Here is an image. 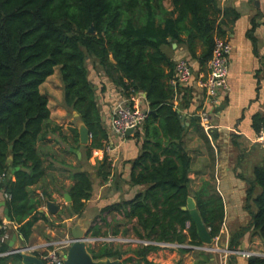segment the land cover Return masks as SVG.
<instances>
[{"label":"trees","instance_id":"16d2710c","mask_svg":"<svg viewBox=\"0 0 264 264\" xmlns=\"http://www.w3.org/2000/svg\"><path fill=\"white\" fill-rule=\"evenodd\" d=\"M165 1L0 0V195L3 196L0 201L6 202L5 207H0V264H23L19 255H8L9 242H1L7 233L1 228L7 222L5 209L14 225L8 230L11 239L16 234L30 242L35 225L40 220L49 222L40 212L45 202L31 188L46 176L39 142L46 140L48 134L57 133L71 144L62 127L53 125L48 97L41 92L42 85L57 69L63 85L64 107L78 113V119L90 132L88 146L80 144L78 128H71L70 141L75 148H84L87 160L94 150H105L109 144L110 131L103 122L98 93L89 77L91 61L124 98L146 94L150 104L145 122L133 137L141 145V153L132 163L130 178L131 186H143L145 191L104 207L95 222L102 218L113 231L112 237L119 238L124 226L123 235L128 239L204 246L190 212L183 210L190 197L193 164L185 137L194 127L209 143V149L211 139L198 116L191 119L190 126L183 125L182 111L189 109L192 98L187 88L171 85L177 63L164 48L171 45L169 40L186 45L191 61H196L200 71L206 73L216 40L227 35L226 18L231 15L235 23L239 14L230 9L222 11L218 0H172L174 10L168 12ZM92 27L94 34L89 33ZM255 28L256 24L253 32ZM183 35L187 39L183 40ZM197 42L202 44L200 55L196 52ZM260 74L264 80V58ZM176 99L179 107L175 105ZM252 128L259 137L264 135V113L253 117ZM210 134L216 140V134ZM82 167L72 175L73 186L67 190L72 198L68 212L78 218L87 213V203L94 196L92 175ZM10 168H20L14 180L8 179ZM95 169L102 185L110 181L115 184L108 158ZM253 173L246 199L251 223L232 237L231 248L237 247L251 229L264 245V161ZM194 199L211 237L219 238L225 221L223 197L208 182L195 193ZM91 234L99 238L102 227L94 226ZM136 246L124 251L121 247L103 245L99 249L89 247V252L95 260L152 264L148 256L161 248ZM178 249L181 253L189 252ZM205 254L213 255L202 252ZM248 260V264H264V257Z\"/></svg>","mask_w":264,"mask_h":264},{"label":"crops","instance_id":"0c3cea01","mask_svg":"<svg viewBox=\"0 0 264 264\" xmlns=\"http://www.w3.org/2000/svg\"><path fill=\"white\" fill-rule=\"evenodd\" d=\"M164 7L168 12H172L174 10L172 0H166ZM218 7L222 11L230 9L239 14L235 23L232 22L231 15L225 20L228 23L225 28L227 35L222 40L228 41L233 51L230 60L228 89L221 92L219 105H210L202 87V77L207 74L208 70L206 73L201 72L199 64L196 61H191L186 45L169 40L171 45L164 49L176 63L180 60H187L193 67L194 77L184 87L188 89L192 98L189 109L182 111V115H185V125L190 126L191 119L198 116V113L205 107L211 114L213 125L211 133L217 136L216 140H213L210 134L212 149H209V143L200 137L194 127L190 128L188 133L196 135H192V137L197 141L196 145H201V147L196 151L190 149L188 144H185V147L193 159L189 176L191 180L190 196L194 198L195 193L201 191L206 183L211 182L224 199L225 221L217 243L220 252L213 255H202L204 249L189 245L183 247L189 251L186 253H181L178 248H160L148 256V260L152 264H248V259L228 254L230 251L237 250L256 251L264 256L263 241L252 229L239 240L237 247L231 248L232 237L241 233L251 223L252 216L246 209L247 190L249 182L254 178V168L264 161V138L256 135L252 128L253 117L258 113H264V80L263 75L260 74L261 62L264 58V0H218ZM254 24H256V28L253 32ZM182 39H187L186 35H183ZM196 52L198 55L202 53L200 42L196 44ZM89 70L90 80L98 93L99 104L110 131L109 144L105 150H94L87 160L84 148L77 149L70 141L72 132L68 129L66 131L62 129V132L69 137L68 142L71 144L66 143L57 133H50L46 140L39 142L38 149L43 155L46 176L31 190L45 202V206L40 212L49 219V222L45 223L40 220L35 225L30 242H25L20 238L23 247L40 245L50 238L54 240L58 231L62 234L65 233L64 238L67 239L68 231L66 232L65 228L71 222L78 219L86 220L88 217L91 220L86 221L91 226L92 221L104 207L122 200H130L138 193L145 191L143 186L133 187L130 184L132 163L141 153V145L133 138L136 132L122 138L115 135L110 128L109 121L112 110L124 99V96L101 70L98 71L94 68L93 61L89 64ZM54 75L42 85L41 92L48 97L53 125L60 126L59 119L52 110L53 97L44 91L48 85L52 84ZM60 86L61 99H63L61 80ZM139 103L143 110H149L150 104L144 95ZM175 105L179 107L177 99ZM64 108L63 106V109L58 113L62 114L63 112L64 114ZM65 110L67 109L65 108ZM78 118L76 117V120H79ZM79 122L77 127L70 128H78L80 133V126L83 122L81 120ZM89 144L90 141L87 145H81L88 146ZM104 158H108V161L111 162L115 184L107 182L102 185L101 180L97 178L95 167ZM80 166H83L82 170H86L92 175L94 181V196L87 203L88 210L82 218L70 215L68 210H71L72 201L69 202L67 199V195H69L67 190L73 186L72 175L80 170ZM12 179H15L14 175ZM0 196L3 199V196ZM0 202H4V200ZM49 202L57 207L55 213H49L47 209ZM64 213L67 214L66 218ZM62 218H65L63 222ZM9 223L10 229H13L14 225ZM133 223H136V220ZM59 225L63 227L60 228ZM131 227L130 224L129 228Z\"/></svg>","mask_w":264,"mask_h":264},{"label":"built area","instance_id":"2783aa9c","mask_svg":"<svg viewBox=\"0 0 264 264\" xmlns=\"http://www.w3.org/2000/svg\"><path fill=\"white\" fill-rule=\"evenodd\" d=\"M233 48L228 41L217 39L216 47L212 56V59L207 66V74L202 82V87L205 91L206 97L210 102V105H219L221 92L228 89V78L230 75V60L232 55ZM176 77L171 81V85L174 87H185L187 86L192 78L194 77V71L191 63L187 60H180L177 63L176 67ZM142 99V95H135L130 99L124 98L121 100L112 110L110 117V128L112 132L122 138L127 136L129 130H133V133L137 132L145 122L147 117V111L141 108L139 100ZM200 123L205 130V132L210 137V132L213 129L211 122V114L209 110L205 107L202 111L198 113ZM211 138V137H210ZM109 149V147H108ZM112 181H110L111 183ZM6 199H9V195H5ZM46 208V207H45ZM3 230H7V233L1 238L2 243H7L11 240L10 233V223L6 222L3 227ZM117 241L124 239H114ZM219 238H216L215 241H218ZM128 242L134 243L136 245H156L163 249H172V248H183L187 245H177L169 243H154L145 240H139L136 238L128 239ZM62 249L68 250L67 245L59 244ZM50 244L38 245L27 247L28 252L31 254L37 255L41 258L46 264H64V255L66 252L63 250L58 251L56 249L51 250ZM230 255H237L245 257L247 259L251 257H262L263 255L256 251H231Z\"/></svg>","mask_w":264,"mask_h":264},{"label":"water","instance_id":"95a60500","mask_svg":"<svg viewBox=\"0 0 264 264\" xmlns=\"http://www.w3.org/2000/svg\"><path fill=\"white\" fill-rule=\"evenodd\" d=\"M89 33L90 34L95 33L94 27L90 29ZM144 97L147 98V95L144 94ZM74 114L76 117H79L78 113H74ZM181 120L183 125H185L184 114L182 115ZM105 121L106 119L103 116V122ZM132 133L133 130H129L127 132V136L131 135ZM89 141H90V132L87 129V127L84 125V123H82V125L80 126V142L82 145H87ZM11 162H12V158H9V163ZM19 170L20 168H15V169L10 168L8 173V179H12L13 175H15V173ZM67 199L69 202L72 201V198L69 195H67ZM5 205L6 202H0V207H5ZM47 209L49 213H53V212L55 213L57 211V207L51 202L48 203ZM183 210L190 212L192 219L197 227L198 235L202 244L204 246L211 247L214 244V239L211 237L209 230L204 225L201 215L198 212L197 203L193 197L191 196L189 197L188 204L186 207L183 208ZM4 214L6 220L8 222H11L8 209H5ZM84 228H85L84 224H78L73 229V233H72L73 239L69 242L70 246L68 247V250L64 255V264H121L120 260H112V259L95 260L92 254L89 252L88 242L91 241V239H89L88 237V231L85 230ZM9 247L12 250L8 253V255H12V254L19 255L22 258L23 264H46L37 255L29 253L27 247L21 246L20 237H18L16 234L10 240Z\"/></svg>","mask_w":264,"mask_h":264},{"label":"rangeland","instance_id":"374dc122","mask_svg":"<svg viewBox=\"0 0 264 264\" xmlns=\"http://www.w3.org/2000/svg\"><path fill=\"white\" fill-rule=\"evenodd\" d=\"M205 77H206V74L202 77V82L204 81ZM52 79H53L52 84L48 85L47 89L44 91L47 92L46 94L49 93L53 97L52 98V101H53L52 110L56 113V117L59 119V123H60L59 125L62 126V129H65V131L67 129H68V131H70L71 130L70 127H74V126L77 127L80 122H79V120H76L75 114H73L72 112H70L68 110H65V108H64V114H63V112H62V114L58 113V111L62 110L63 106H64L63 99H61L62 98L61 97V88H60L61 87L60 86V80L61 79H60V75H59V70H56L55 75ZM57 115H60V116H57ZM192 135L196 136L194 133H187L186 134L185 144L186 145L188 144L190 149H193V151H196L197 148L200 149L201 145H196L197 141H195V139L192 137ZM262 138H264V136H262ZM68 147H71V145H68ZM63 215L66 218L67 214L64 213ZM86 218H87L86 220H91V218H88V217H86ZM108 219H109V221H112V217H110ZM86 220H82V219L79 220L78 219V220H75V221L71 222L70 224H68V227L65 228L66 229L65 231L66 232L68 231V233H66V234H68L67 239L64 238L65 233L62 234L60 231H58V234L54 240H51V238L47 239V241H45V243L40 244V245L50 244L51 250L56 249L58 251L64 250L65 252H67L66 249H62V247H60L59 244L64 243L65 245L63 247L69 245L70 244L69 242L73 239V236H72L73 229L78 224H84L85 225L84 229L88 231V237H89V239H91V241L88 242V246L90 248L99 249L100 247H103V245H109V246H113V247H121V249H123L124 251H128V250L137 248L136 244L128 242V236L127 235L126 236L123 235L124 230H125L124 226H122V228L120 229L121 234L119 235V238L124 239V240L117 241V240H114V239H117V237L111 236L113 231L105 225V223L102 221V218H98L96 222H94L95 221V219H94V221H92L93 224L91 226H89V224ZM96 225L102 227V234L100 235L99 238H95L91 234V229H93V227ZM58 227L61 228L63 226L59 225ZM112 227H113V225H112ZM217 243H218V241H215V239H214V244L211 247L203 246L200 248L202 250L204 249V252H206V253L216 254V253L220 252V249L217 247ZM34 246H38V245H34ZM26 247H32V246H26ZM191 247H194V246H191ZM232 256H236V255H232ZM262 257H264V256H262ZM243 258L247 259L245 257H243Z\"/></svg>","mask_w":264,"mask_h":264}]
</instances>
